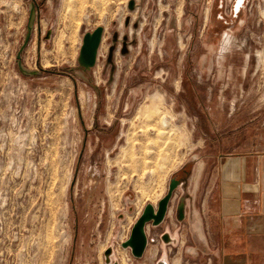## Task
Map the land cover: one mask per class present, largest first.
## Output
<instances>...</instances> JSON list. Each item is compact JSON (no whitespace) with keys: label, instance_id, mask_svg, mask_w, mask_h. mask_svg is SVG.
Listing matches in <instances>:
<instances>
[{"label":"rangeland","instance_id":"1","mask_svg":"<svg viewBox=\"0 0 264 264\" xmlns=\"http://www.w3.org/2000/svg\"><path fill=\"white\" fill-rule=\"evenodd\" d=\"M238 1L0 0V264H203L178 189L141 257L122 243L173 179L200 202L264 145V0Z\"/></svg>","mask_w":264,"mask_h":264},{"label":"crops","instance_id":"2","mask_svg":"<svg viewBox=\"0 0 264 264\" xmlns=\"http://www.w3.org/2000/svg\"><path fill=\"white\" fill-rule=\"evenodd\" d=\"M259 139L244 150L220 156L200 202L195 193L198 180L193 187L179 180L177 220L186 224L194 261L264 264V145Z\"/></svg>","mask_w":264,"mask_h":264},{"label":"water","instance_id":"3","mask_svg":"<svg viewBox=\"0 0 264 264\" xmlns=\"http://www.w3.org/2000/svg\"><path fill=\"white\" fill-rule=\"evenodd\" d=\"M103 27L98 26L91 32H86L83 35V41L81 46L82 59L88 65H93L96 59L97 49L99 47ZM177 181L174 185L173 182ZM179 180L173 179L169 185V190L165 195L160 198L157 205L154 206L148 203L144 208L138 219L134 222L129 237L122 243L123 247L130 248L133 256L141 257L147 246V233L146 226L151 223L153 225L160 224L168 210V205L173 193V190L177 187ZM156 208V209H155Z\"/></svg>","mask_w":264,"mask_h":264},{"label":"bare ground","instance_id":"4","mask_svg":"<svg viewBox=\"0 0 264 264\" xmlns=\"http://www.w3.org/2000/svg\"><path fill=\"white\" fill-rule=\"evenodd\" d=\"M241 3H242V0H239V1H238V4H237V7H238ZM146 115H147V114H146ZM173 184L176 185V184H177V181H174ZM155 209H156V208H155ZM142 211H143V210H142ZM141 213H142V212H141ZM125 248H126V247H125ZM176 262H177V261H176ZM176 264H178V263H176Z\"/></svg>","mask_w":264,"mask_h":264},{"label":"built area","instance_id":"5","mask_svg":"<svg viewBox=\"0 0 264 264\" xmlns=\"http://www.w3.org/2000/svg\"><path fill=\"white\" fill-rule=\"evenodd\" d=\"M245 1V0H244Z\"/></svg>","mask_w":264,"mask_h":264}]
</instances>
